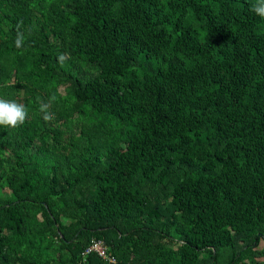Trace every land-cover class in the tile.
<instances>
[{"label": "trees", "instance_id": "1", "mask_svg": "<svg viewBox=\"0 0 264 264\" xmlns=\"http://www.w3.org/2000/svg\"><path fill=\"white\" fill-rule=\"evenodd\" d=\"M255 2L0 0V264H264Z\"/></svg>", "mask_w": 264, "mask_h": 264}, {"label": "clouds", "instance_id": "2", "mask_svg": "<svg viewBox=\"0 0 264 264\" xmlns=\"http://www.w3.org/2000/svg\"><path fill=\"white\" fill-rule=\"evenodd\" d=\"M250 11L261 19H264V0H256V2L251 5ZM23 41V33L17 32L15 45L18 49L22 47ZM57 59L61 66H63L65 55L60 54ZM52 99L54 100L55 97ZM50 103L51 101L48 103L41 102L40 104V111L43 113V119L45 121L53 119V114L48 110ZM27 117L28 109L24 104L18 103L15 100H6L0 98V126L15 129L18 126L23 125Z\"/></svg>", "mask_w": 264, "mask_h": 264}, {"label": "built area", "instance_id": "3", "mask_svg": "<svg viewBox=\"0 0 264 264\" xmlns=\"http://www.w3.org/2000/svg\"><path fill=\"white\" fill-rule=\"evenodd\" d=\"M91 254H96L102 260L107 261L109 264H115L116 259L108 252L106 244L102 240H92L90 244L82 252V258H86Z\"/></svg>", "mask_w": 264, "mask_h": 264}, {"label": "rangeland", "instance_id": "4", "mask_svg": "<svg viewBox=\"0 0 264 264\" xmlns=\"http://www.w3.org/2000/svg\"><path fill=\"white\" fill-rule=\"evenodd\" d=\"M263 247H264V242H261L259 245V249H263Z\"/></svg>", "mask_w": 264, "mask_h": 264}]
</instances>
